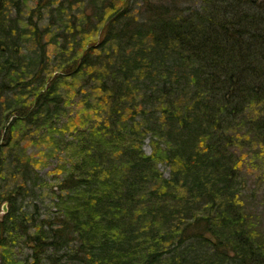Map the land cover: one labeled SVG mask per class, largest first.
<instances>
[{"label": "trees", "instance_id": "1", "mask_svg": "<svg viewBox=\"0 0 264 264\" xmlns=\"http://www.w3.org/2000/svg\"><path fill=\"white\" fill-rule=\"evenodd\" d=\"M29 1L0 0V248L23 238L31 264H264L243 171L247 150L264 161V0H36L24 20ZM22 123L72 152L53 218L16 209L41 181Z\"/></svg>", "mask_w": 264, "mask_h": 264}, {"label": "rangeland", "instance_id": "2", "mask_svg": "<svg viewBox=\"0 0 264 264\" xmlns=\"http://www.w3.org/2000/svg\"><path fill=\"white\" fill-rule=\"evenodd\" d=\"M156 1H162V0H156ZM172 1V0H169ZM181 1V5L186 7H198L200 5L199 2L195 0H178ZM136 2V0H131V3ZM36 5V0H30L27 3V6L25 10H22V16L25 18L28 15L29 9L34 8ZM80 8H75V10ZM15 10V9H14ZM13 10V11H14ZM22 20L20 24V29H25V21ZM42 25L46 26L49 21V16L45 15L44 19H42ZM53 32L58 33V28H54ZM21 40H22V47L26 48L23 52L28 55V58L31 59V54L34 53L35 48L32 43L30 44L28 41L27 36L24 32H20ZM90 34V33H88ZM92 39V38H90ZM51 49V48H50ZM54 53H56L53 50H50L48 54L51 55V58L54 57ZM23 54V53H22ZM21 55V53H20ZM73 82V80H70ZM75 81V80H74ZM77 82V81H75ZM66 91H71L72 89L69 87H64ZM73 91V90H72ZM68 95L72 96V92H69ZM9 99L8 102L12 103L14 100L12 98V95L9 94L7 96ZM69 108V107H68ZM67 108V109H68ZM73 109V108H72ZM74 111H71V115L75 113ZM77 115H81V108L79 106L78 112H76ZM76 115L75 118L79 119ZM9 120H11L9 118ZM73 121V119H71ZM23 124V123H22ZM72 125L80 126V123L78 120L74 121ZM61 131H65V127L63 126L61 128ZM61 133L54 132V129L50 130H40V131H33L31 133V125H18V131L15 134V138L20 144V147L23 149L25 148L26 156L28 157L30 162L33 165V169L38 173L40 176L41 181L39 182V185L35 189L34 194L31 196V193H27L23 199H17L16 202V209L20 211V213L25 214L28 218L31 216V213L35 211L36 215L40 218L44 219L45 217L53 218L58 213V208L56 207V198H54L57 195V187L56 184L58 180H60L62 177H64L68 171L69 167L67 166L68 156L72 152L67 150L64 151V149H58L56 146V139L59 137ZM67 136H63L67 140H70L69 134H66ZM152 146L150 143V140L147 138L146 140H143V151L145 154L149 155L152 151ZM246 161H245V167L243 169L245 173V180L248 182L247 191L248 193L250 191L255 192V196L257 197L258 205H259V212H262L261 214V226L260 230H258V233H262L264 231V161L257 160L255 158V155H253L251 150L246 151ZM261 157V156H260ZM158 169L161 173H163L164 177L169 176L170 168L167 164L161 162L158 164ZM12 187L11 182L7 186V188L4 189V192L10 190ZM3 192V193H4ZM249 193L248 195H250ZM256 205V204H254ZM3 206H5L6 210L1 211ZM8 203L2 202L0 203V220L4 216L5 213L8 211ZM264 236V233L262 234ZM8 248L5 250H2L0 248V264H5L6 258L9 263L12 264H31L30 261L32 251L28 244L25 243V240L23 238H16L15 241H8ZM6 253V257H4L3 253ZM47 261H43V264H46Z\"/></svg>", "mask_w": 264, "mask_h": 264}, {"label": "water", "instance_id": "3", "mask_svg": "<svg viewBox=\"0 0 264 264\" xmlns=\"http://www.w3.org/2000/svg\"><path fill=\"white\" fill-rule=\"evenodd\" d=\"M5 210H6V209H5V206H4L2 211H5Z\"/></svg>", "mask_w": 264, "mask_h": 264}, {"label": "bare ground", "instance_id": "4", "mask_svg": "<svg viewBox=\"0 0 264 264\" xmlns=\"http://www.w3.org/2000/svg\"><path fill=\"white\" fill-rule=\"evenodd\" d=\"M28 193H29V192H28ZM3 207H4V206H3ZM5 209H6V208H5ZM2 210H3V208H2ZM2 210H1V211H2Z\"/></svg>", "mask_w": 264, "mask_h": 264}]
</instances>
